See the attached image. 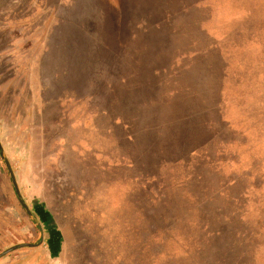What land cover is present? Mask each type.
I'll use <instances>...</instances> for the list:
<instances>
[{"label": "rangeland", "instance_id": "1", "mask_svg": "<svg viewBox=\"0 0 264 264\" xmlns=\"http://www.w3.org/2000/svg\"><path fill=\"white\" fill-rule=\"evenodd\" d=\"M0 142L6 262L264 264V0H0Z\"/></svg>", "mask_w": 264, "mask_h": 264}, {"label": "trees", "instance_id": "2", "mask_svg": "<svg viewBox=\"0 0 264 264\" xmlns=\"http://www.w3.org/2000/svg\"><path fill=\"white\" fill-rule=\"evenodd\" d=\"M185 12H186V10H185ZM224 26V25H223ZM216 40V41H215ZM215 40H214V42L215 43H219V40H217V38H215ZM214 43V44H215ZM208 51V50H207ZM209 52V51H208ZM208 55H207V57H205V59L203 58L202 59V61H206V65H207V69L209 70L210 69V67L208 66L209 64H208ZM222 91V90H221ZM222 93V92H221ZM215 100V99H214ZM214 100H207L209 103H212V101H214ZM220 102L222 103V101L220 100L218 103L220 104ZM217 103V102H216ZM221 114V113H220ZM222 118H223V115H222ZM164 185H166L165 183H164ZM142 188H144V189H146L145 187H142ZM160 188H163V186H160ZM154 193V191H152V192H150V195L151 194H153ZM164 194L165 193H162V196H164ZM157 195H158V193H157ZM156 198H158V196H155L154 197V200H156ZM150 222H151V224H150V229H149V231H148V236H147V238H146V244H145V247L147 248H150L151 246H157V248L162 244V246L164 247L163 249H165V251H167V253L166 254H168V255H170V253H169V251H171V250H173V251H177L178 250V247H180V243H178L177 241H178V235L177 234H175L173 237H172V243H173V245L171 246L170 244L168 245V241L170 240V237H168V239L166 240V238L164 237V236H167L168 234H170L169 232L168 233H166V232H164V231H162V232H159V234H158V225H159V223H160V220H150ZM176 225H177V222L174 220V222H170V225H169V227L171 228V229H173V227H175L176 228ZM225 227V226H224ZM222 229V228H221ZM225 229H223V230H221L220 232L219 231H217L216 232V234L217 235H219V234H221L222 235V238H224V239H226V236H228V232L230 231V229L227 227V230L226 231H224ZM164 233V234H163ZM190 233H192V234H194V235H192L193 236V238L195 239V237H196V235L198 234L197 233V231H196V229L195 228H193V229H191V231H190ZM164 237V238H163ZM174 237H176L175 239H174ZM190 238H192L191 236H190ZM189 238V239H190ZM174 239V240H173ZM193 241V240H192ZM148 242V243H147ZM194 243H195V241H194ZM188 246L186 247V248H188L189 247V244H187ZM181 247H182V245H181ZM153 249V251L156 249H154V248H152ZM152 250H151V252H153ZM157 251H160L159 249L157 250ZM164 251V250H163ZM227 252V251H226ZM226 252H224L223 254H225ZM156 253V252H155ZM170 259H172V258H170V256H167L166 258H163V259H160V260H153V264H161V262H170Z\"/></svg>", "mask_w": 264, "mask_h": 264}, {"label": "water", "instance_id": "3", "mask_svg": "<svg viewBox=\"0 0 264 264\" xmlns=\"http://www.w3.org/2000/svg\"><path fill=\"white\" fill-rule=\"evenodd\" d=\"M0 154H1V157L3 158V160L5 161V164L8 168V171L10 173V176L12 178V181H13V184H14V187H15V191H16V194L19 198V201L20 203L22 204V206L26 209V211L32 216V212L31 210L29 209L28 205L23 201L22 199V196H21V192L19 190V187H18V184H17V181H16V178H15V174H14V171L11 167V164L9 162V160L6 158L5 154H4V151H3V147L1 145V142H0ZM40 230H41V235H43V229L42 227L40 226ZM37 246L38 244H21V245H18V246H15L13 248H10L9 250L3 252L0 254V258L3 257L4 255H6L7 253L17 249V248H21V247H25V246Z\"/></svg>", "mask_w": 264, "mask_h": 264}, {"label": "crops", "instance_id": "4", "mask_svg": "<svg viewBox=\"0 0 264 264\" xmlns=\"http://www.w3.org/2000/svg\"><path fill=\"white\" fill-rule=\"evenodd\" d=\"M16 173V172H15ZM16 176H17V179H19L18 178V172L16 173ZM16 178V177H15ZM14 251H19L18 249H16V250H14ZM14 253V252H13ZM9 256V255H8ZM7 255H6V258L8 257ZM5 258V256H3V257H1L0 258V264H17L16 262H14V261H8V262H6V260H4V259H6ZM19 264H22V263H19Z\"/></svg>", "mask_w": 264, "mask_h": 264}]
</instances>
